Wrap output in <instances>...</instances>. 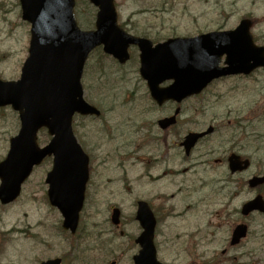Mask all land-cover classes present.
Instances as JSON below:
<instances>
[{
  "label": "rangeland",
  "instance_id": "obj_1",
  "mask_svg": "<svg viewBox=\"0 0 264 264\" xmlns=\"http://www.w3.org/2000/svg\"><path fill=\"white\" fill-rule=\"evenodd\" d=\"M116 8L120 22L135 23L138 31H160L162 37L231 29L249 17L256 43L264 44V0H116ZM75 11L80 28H91L95 9L87 0L77 3ZM28 44L29 25L21 20L19 0H0L1 80H18ZM98 55L88 59L82 86L85 100L96 103L103 117L73 120L74 135L90 157L78 230L73 236L63 231L60 213L48 203V158L34 170L17 201L0 206V264H38L51 255L64 256L65 264H132L138 251L134 239L139 232L132 222L137 200L159 208L154 241L161 262L264 264L249 245L229 247L234 220L251 195L247 188L218 183V176L226 174L215 162L226 158L235 143L253 164L243 176L259 171L264 161V72L215 81L180 105L178 124L170 135H163L155 121L169 109L150 108L137 73L138 60L132 57L119 67ZM209 126L214 134L186 158L181 139ZM19 128L17 113L0 109V161ZM49 139L46 131L38 135L41 146ZM113 206L120 208L127 229L111 224ZM258 223L259 219L252 222L256 237Z\"/></svg>",
  "mask_w": 264,
  "mask_h": 264
},
{
  "label": "water",
  "instance_id": "obj_2",
  "mask_svg": "<svg viewBox=\"0 0 264 264\" xmlns=\"http://www.w3.org/2000/svg\"><path fill=\"white\" fill-rule=\"evenodd\" d=\"M98 7L96 32H82L73 16L75 0H19L21 19L30 24L28 57L15 82L0 81V108L10 106L18 113L20 129L9 141L6 158L0 162V202L8 204L20 194L21 186L34 167L46 157H53L46 176L47 197L63 218L62 229L74 235L85 200L88 182V156L72 132V118L100 116V112L83 99L80 79L88 54L103 45L104 52L120 63L127 60L126 49L136 45L140 50V76L146 81L152 100L182 102L199 95L214 80L248 75L264 69V47H257L250 35L251 21H241L233 32L208 33L190 39H172L152 48L144 40L131 38L117 28L113 0H89ZM224 57V67H220ZM172 82L165 88L159 86ZM175 123V117L159 122L164 130ZM46 128L52 136L44 148L37 144V134ZM191 133L181 144L188 154L195 143L210 134ZM232 172L242 171L238 158L228 159ZM264 211L259 199L243 207V214ZM115 210L112 223L118 224ZM142 232L135 240L140 250L134 264H162L154 247L155 219L144 202L138 203L135 217ZM245 235L239 227L232 236L236 244ZM46 264H58V261Z\"/></svg>",
  "mask_w": 264,
  "mask_h": 264
},
{
  "label": "flooded vegetation",
  "instance_id": "obj_3",
  "mask_svg": "<svg viewBox=\"0 0 264 264\" xmlns=\"http://www.w3.org/2000/svg\"><path fill=\"white\" fill-rule=\"evenodd\" d=\"M123 25H124L125 31H127L128 33H131L132 36H134V37L150 41L152 46H155V45H157V44H159V43H161L167 39H170V38L181 37V36H172V35L167 36V37H162L160 31H135L134 26L130 27L128 23L123 24ZM199 33H201V32H199ZM199 33H197V34H199ZM185 37H187V36H185ZM127 51H128L129 60L132 57L136 58L137 60L139 59V48H137L136 46H130L127 48ZM137 73H138V69H137ZM163 86H165V84ZM145 87H146V85L144 84L143 88H145ZM125 103H128V102H125ZM149 103H150L151 109H159V110H164L166 108L169 109L168 112L164 113L160 118H158L155 121V126L162 132L163 135L164 134L170 135L172 132V129L178 124L179 118L181 117L182 107H180V105H183L184 102H182L179 105H177L173 102H167V103L163 104L162 106H157L152 101H150ZM176 109H179V114L177 116L176 123L174 124V126L169 127L168 129H165V130H161L158 126V122L161 121L162 119L170 118L174 114ZM133 132L136 133L137 132L136 129H134ZM186 134H188V133H186ZM213 134L214 133H212V135ZM229 156L239 158L240 159V165L242 167L244 166L243 163L245 161H247L249 163V167L246 170H243L241 172L231 173L229 170V166H228V157ZM215 162L217 164V168L226 174V177H223V175L218 176V183H221L222 185L228 186V187H232V186L236 185L237 187H239L241 189L247 188V194L251 195V198L242 204L239 212L237 213L238 218H236L234 220V225L231 228V237H232V234L237 229V227L240 225H244L246 227V236L243 239H241L234 246H229V247L230 248H246L249 245L250 246L249 248H255L254 253L261 254V258L264 259V228H263L264 227V213L261 214L258 212H253V213H250L249 215H245V216L242 214V207L245 203L255 199L256 197H261L264 201V182L256 185L253 188H251L249 186V181L251 179H253V178H264V161H262V164L258 166V169H259L258 172L251 174L249 177H244L243 175L248 173L251 170L253 164H252L251 160L248 157H246V155L242 152V150H240L239 147H237V145L234 143V145L231 148V151L226 156V158L217 159ZM216 172H217V170H216ZM239 178H241V179H239ZM237 194H238L237 192H234V196H236ZM139 201L140 200H137L135 202L136 207H137V204ZM114 207L115 206L111 207V210H113ZM151 209L154 212L156 218H159L157 215V211L159 208L156 209L154 207H151ZM120 216H121V214H120ZM256 219H259V223L257 225V230L260 232V234L258 237H256L255 234L252 232V222L255 221ZM122 223H123V219H121L119 227H121V225H122V227H123L122 229H127V228H124ZM127 226H130V225L128 224ZM133 227H134L135 231L137 230V232L140 233L139 225H135ZM130 228L131 227H129L128 229H130ZM260 251H262V252L260 253ZM254 253L251 252L250 253L251 256H253ZM57 257L58 256H56V255H51L47 258H42L41 262H43L44 260L48 261L51 259H56ZM60 259L62 261V264H65V258L62 257Z\"/></svg>",
  "mask_w": 264,
  "mask_h": 264
}]
</instances>
